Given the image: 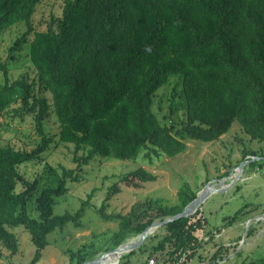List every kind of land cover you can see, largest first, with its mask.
<instances>
[{
	"label": "trees",
	"instance_id": "1",
	"mask_svg": "<svg viewBox=\"0 0 264 264\" xmlns=\"http://www.w3.org/2000/svg\"><path fill=\"white\" fill-rule=\"evenodd\" d=\"M42 1L0 0V34L15 23L27 26L11 52L27 42ZM29 46L37 88L23 78L9 79L0 61L5 74L0 111L20 100L21 111L34 114L42 139L29 151L0 145V246L16 253L20 242L13 230L23 226L36 247L28 264L40 258L48 234L68 222L78 224L86 201L76 213L55 214L54 206L68 189L67 181L78 180L81 165L91 159H134L143 148L173 156L186 150L183 138L212 142L234 122L251 139L264 141V0H64L61 16H52L47 30L35 31ZM176 74L186 99L180 129L154 111L157 91ZM51 108L61 123L60 139L86 154L75 158L76 169L63 166L60 176L49 166L56 179L36 195L39 176L27 179L21 166L37 161L52 141L43 126ZM252 155L259 156L255 151ZM124 179H137L135 185H140L156 176L139 167ZM117 190L108 188L99 209L103 217L118 221L111 235L116 246L154 221L181 212L197 195L183 184L176 206L145 198L126 214L108 213V200ZM34 193L37 217L28 210ZM240 211L225 218L224 226L237 223ZM205 222L198 210L160 227L165 234L153 245L154 255L161 254L156 264H188L198 252L196 233ZM223 249L221 245L211 255L214 262ZM199 259L205 261L201 254ZM246 264H264V257Z\"/></svg>",
	"mask_w": 264,
	"mask_h": 264
},
{
	"label": "rangeland",
	"instance_id": "2",
	"mask_svg": "<svg viewBox=\"0 0 264 264\" xmlns=\"http://www.w3.org/2000/svg\"><path fill=\"white\" fill-rule=\"evenodd\" d=\"M63 4L64 0L40 2L31 20L33 32L26 36L27 42L23 43L20 50L13 51L14 53L10 51V48L27 30L26 24L15 23L0 34V61L6 65L9 79L23 78L35 84L37 88V73L30 59L29 42L33 39L35 31L48 29L52 16H61ZM12 53L14 57L10 56ZM4 81L5 74L0 68V86ZM43 94L50 102L52 101L49 92ZM185 105L181 75H172L169 83L157 91L154 111L163 122L168 125L174 124L177 129H180L182 122L186 119ZM43 126L46 135L52 141L37 161L31 160L21 166V171L27 179L39 176L40 184L36 195L44 186L49 185L51 179H56V174L61 175L63 166L76 169L79 164L75 158L86 154V151L75 150L74 144L60 139L61 123L52 108L49 115L44 118ZM41 140L34 114L22 112L20 100L12 103L7 110L0 111V145L29 151ZM182 141L187 145L186 150L173 156L162 151L155 153L143 148L134 159L95 157L89 163L82 164L81 169L78 170L79 179H69L66 192L56 198L54 213L62 214L65 211L76 213L82 202L86 201L83 214L78 219V224L68 222L63 228H57L48 234V245L41 250V256L34 264H80L116 248L111 235L117 230L118 221L107 219L99 212L108 188L113 185L118 190L112 191L110 195L105 208L108 213L126 214L132 205L145 198L160 199L162 205L176 206L179 202L178 191L181 185L188 184L198 193L205 186L227 177L230 174L226 175L227 170L232 172L246 160L250 162L245 165L242 173L239 170L233 172L232 178L240 176V179L226 190L211 194L199 209L206 217V222L197 230L196 235L201 244L188 264L201 263L200 254L209 264H213L215 258L212 259L211 255L216 251L215 246L232 239L240 230V238L242 241L245 240L246 244L244 248L240 247L242 243L237 238L240 245L235 248L239 251L234 260L229 259L225 264H242L241 262H247L252 258L264 257V219L257 223L253 222L248 227L246 225L250 218L264 213V141L251 139L238 122H234L231 129L215 141L206 143L188 137L183 138ZM253 151L259 156L252 155ZM43 161L48 166L45 167ZM252 161L255 163L252 164ZM49 166L56 169V174L50 170ZM139 167L155 174L156 179L141 182L140 185H135V182H138L137 179H130L127 182L124 175ZM232 178L226 183H229ZM36 195L34 193L32 196L28 208L30 215L34 217L38 216L34 202ZM239 209L242 211L238 217V224L226 226L223 235L216 237L215 232H220L225 227V218L233 216ZM251 228L252 233L249 235ZM13 231L19 237L18 251L11 253L0 246V264H28L35 255L36 247L29 232L23 226L15 227ZM208 232H213L210 234L211 240L205 241L203 238ZM156 233L157 236H155ZM164 234L165 231L158 228L147 238L143 248H141L142 244L121 257L118 263L114 261V257L110 258L115 256L116 251L107 253L104 257L107 262L105 263L156 264L161 254L154 255L153 245ZM259 238L260 240L256 243L255 240ZM136 240L137 235H132L123 242V245L132 244ZM227 253L226 247L220 250L216 257L226 256ZM80 257L85 260L79 262Z\"/></svg>",
	"mask_w": 264,
	"mask_h": 264
},
{
	"label": "water",
	"instance_id": "3",
	"mask_svg": "<svg viewBox=\"0 0 264 264\" xmlns=\"http://www.w3.org/2000/svg\"><path fill=\"white\" fill-rule=\"evenodd\" d=\"M249 162L250 160L241 162V164L237 168H235L232 172H230V174L227 177L220 179L218 182L212 185L209 184L205 186L200 192L197 193L196 198L193 199L188 205H186L181 212L171 215L165 219L154 221L145 230H143L140 234L137 235V240L134 241L132 244L123 245V243H121L116 248L110 251H107L102 256L98 258H94L89 261H85L80 264H106L105 263L106 260L104 259V257L107 253H111L112 251H117L118 254L115 256L114 261H117L118 263L119 259L123 257L125 254L133 251L134 249L138 248L140 245L144 244V242L147 240L150 234H153L155 230L166 225L169 222L180 219L182 217H192L202 207L203 202L211 194L216 193V192H222L226 190L227 188L231 187L234 183H236L240 179V176L239 177L236 176L235 178H232L233 172L239 170L242 173L245 165ZM230 178H232L231 181L229 183H226V181H228ZM262 219H264V213L253 216L246 222V225L248 227L251 225V223L253 222L257 223Z\"/></svg>",
	"mask_w": 264,
	"mask_h": 264
},
{
	"label": "crops",
	"instance_id": "4",
	"mask_svg": "<svg viewBox=\"0 0 264 264\" xmlns=\"http://www.w3.org/2000/svg\"><path fill=\"white\" fill-rule=\"evenodd\" d=\"M238 223H235L234 224V226L235 225H237ZM227 227H223V229L220 231V232H215V235H216V237L219 235V237H221L223 234V232L225 231V229H226ZM216 229H214V231H215ZM213 231V232H214ZM241 231V230H240ZM240 231L231 239H228V240H226V242H223V243H219V244H217L216 246H215V248L217 249V248H219L221 245H223V247H224V249L227 247V250H228V253H227V255L226 256H223V257H219L218 258V260L217 261H215L213 264H215V263H222V264H225L229 259H231V260H234L235 259V257H236V254L238 253V251H239V249H238V251H236V248L235 247H237V246H239L240 245V243L238 242L239 240H241V233H240ZM213 232H211V234L213 233ZM211 238V235H209V234H206L205 236H204V240L205 241H208V240H211L210 239ZM237 238L239 239V240H237ZM260 240V238L259 239H256L255 240V242L257 243L258 241ZM241 243H242V246H240V247H242V248H244V245L246 244V242L244 241H242L241 240ZM251 244V243H250ZM219 246V247H218ZM214 248V249H215ZM215 249V250H216ZM214 250V251H215ZM257 259H260V258H255V259H250L249 261H247V262H241L242 264H246V263H248V262H250V261H253V260H257ZM205 263H207V261L205 260V261H203V262H201V263H199V264H205ZM240 263V262H239Z\"/></svg>",
	"mask_w": 264,
	"mask_h": 264
},
{
	"label": "bare ground",
	"instance_id": "5",
	"mask_svg": "<svg viewBox=\"0 0 264 264\" xmlns=\"http://www.w3.org/2000/svg\"><path fill=\"white\" fill-rule=\"evenodd\" d=\"M150 235H152V234H150ZM118 253H117V251L114 253V255L116 256ZM115 256H112V257H110V258H115ZM110 260V259H109ZM107 263V262H106Z\"/></svg>",
	"mask_w": 264,
	"mask_h": 264
},
{
	"label": "built area",
	"instance_id": "6",
	"mask_svg": "<svg viewBox=\"0 0 264 264\" xmlns=\"http://www.w3.org/2000/svg\"><path fill=\"white\" fill-rule=\"evenodd\" d=\"M219 236V235H218Z\"/></svg>",
	"mask_w": 264,
	"mask_h": 264
}]
</instances>
